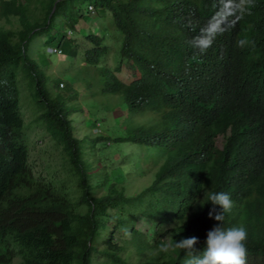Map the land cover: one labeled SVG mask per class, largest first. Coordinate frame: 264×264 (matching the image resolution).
I'll list each match as a JSON object with an SVG mask.
<instances>
[{
	"label": "trees",
	"instance_id": "1",
	"mask_svg": "<svg viewBox=\"0 0 264 264\" xmlns=\"http://www.w3.org/2000/svg\"><path fill=\"white\" fill-rule=\"evenodd\" d=\"M3 6L0 17L8 23V14L16 17L18 27L0 26V264L16 257L19 264H187L204 248L198 222H213L208 194L223 186L240 201L248 179L258 182V201L223 226L243 224L248 264H264V0H241L242 20L200 48L195 35L188 38L186 20L202 18L203 0H9ZM49 49L72 59L58 69L66 77L62 87L60 72L48 71L55 60ZM208 59L232 71L210 85L211 104H252L248 124L261 120L255 141L241 132L218 151L215 132L192 116L202 97L181 92L207 75ZM116 105L126 113L114 115ZM35 128L58 151L62 176L33 170ZM151 136L154 149H165V161L156 178L138 184L132 163L121 166L120 146L125 151L130 144L132 156H141L142 177L150 171ZM189 193V227L198 240L192 249L176 246L184 239L175 225L177 201ZM183 215L184 225L186 209ZM140 218L149 221L147 232L138 228Z\"/></svg>",
	"mask_w": 264,
	"mask_h": 264
},
{
	"label": "clouds",
	"instance_id": "2",
	"mask_svg": "<svg viewBox=\"0 0 264 264\" xmlns=\"http://www.w3.org/2000/svg\"><path fill=\"white\" fill-rule=\"evenodd\" d=\"M8 1L9 0H0V13L3 9H5L3 4ZM240 1L241 0H203L205 8L202 18L195 24L192 23L191 18L186 20L188 38L195 35L194 46L200 48L218 35H221L226 31L229 33L231 28L234 27L238 21L242 20L241 15L237 11ZM88 9H90V7ZM11 14L18 15V10L16 13L11 12ZM8 17L11 21L16 19V17L9 14ZM2 20L7 21V17H0V26H4V23L1 22ZM4 28L6 27L4 26ZM259 40L262 49H264V43L260 38ZM244 43V40L240 41L241 45ZM50 50L51 49H49V52ZM261 58L264 67V55L261 56ZM206 64L208 66L207 75L199 78L196 81L193 80L192 84H190L188 88L181 92L188 96L202 97L201 104L197 106V109L192 113V116L202 120L205 126L210 127L212 132H215L214 136L212 137V141L213 147L218 151L223 149L224 144L229 138L236 137L241 132L245 133V138L247 141H255L254 139L258 137V132L255 133L254 130L261 129V120H259L256 116L254 118L253 124H248V118L251 112L252 104L234 99L226 100L222 103H217L214 105L211 104L213 96L210 94V85H216V81L222 77H231L232 71L229 68L224 67L223 63L220 61H211L208 59L206 60ZM77 65L76 69L78 70ZM219 68L222 69V76L219 75ZM62 83L63 82L61 81L58 84L59 87L63 86ZM241 94H245V92H241ZM218 98L224 99L225 97L218 96ZM116 109L118 108L113 110L114 115L116 114L114 113ZM35 130H38V135H44L40 129L35 128ZM133 132L134 134L137 132L134 127ZM162 138V135H160L159 140L161 141ZM217 138L222 139L220 145H218ZM152 142L153 140L151 136L148 148L150 171L147 174L148 177L150 176V179L156 178L155 173L158 172L157 160L160 161L162 152L164 161L166 155L165 149L163 150L161 146L158 149H154ZM32 150L33 148H30V156ZM157 150L159 151V157L157 155ZM232 154L239 162L241 161V156L238 153V150H232ZM30 162L32 164L33 170L38 171L34 168L31 158ZM162 165H159V168L162 167ZM143 177L144 175H142L141 180ZM216 189L218 192H211L207 197V202H210L213 205L212 210L209 211V217L213 219V222L202 219L200 222H198L199 227L196 229L200 230L202 234L206 236V239L203 242L204 248L202 255L189 259L187 264H248L249 254H251V252L250 250H246V227L243 224L224 227L223 221L227 218H234L240 214H243L247 207L258 201V182L256 179H248L247 182H245L244 189L239 195L240 201H236L234 198L235 195L230 193L223 186L217 187L215 190ZM186 201L192 202L193 194L189 193L187 197L180 198L177 201L175 225L178 230L184 233V239L180 242H177L176 246L192 249L197 244L198 240L195 237L196 231L194 232L193 229L189 227V208L186 205ZM183 209L187 210L188 216V220L186 219L184 225L183 223L186 216L183 215ZM195 217L198 219L200 217V213H198ZM228 225L230 224H227V226ZM181 226H183L184 230H181ZM187 226L188 228L186 229ZM162 250L167 251V248ZM262 250L263 252L261 254V258H264V239L262 240L261 251ZM15 260L19 261V257H16L13 262Z\"/></svg>",
	"mask_w": 264,
	"mask_h": 264
},
{
	"label": "rangeland",
	"instance_id": "3",
	"mask_svg": "<svg viewBox=\"0 0 264 264\" xmlns=\"http://www.w3.org/2000/svg\"><path fill=\"white\" fill-rule=\"evenodd\" d=\"M2 23H4V26L8 29V27H13V28H17V22L15 19L12 20V23H8L7 21L5 20H2L1 21ZM52 51V52H51ZM51 53H54V58L55 60H53L51 62V65L50 67L48 68V71L51 72V73H55L56 71H59L58 69H60V66L62 64V62H67L68 61H71L72 59H67L65 58V56L62 54V53H59L57 50H50ZM67 59V60H66ZM70 63V62H68ZM70 65V64H68ZM78 66V74L81 73L80 72V67L79 65ZM60 72V78H61V81H65L64 79H66V77H63V72L62 70L59 71ZM124 74V77L127 78L129 76V72L128 71H125L123 72ZM116 101H119L117 98H116ZM82 103V101H80ZM125 106H127V104H125ZM124 106V107H125ZM118 106L116 105V108ZM114 113L118 114L120 113V115H124V113H126L125 110L121 109V108H118L114 111ZM106 115L109 117V118H112V113H106ZM107 120L108 118H103L102 120ZM126 121V120H124ZM97 129L99 126H96ZM91 132H95V128L91 129V130H88ZM99 131V129H98ZM38 132V130H32L30 133H31V136H30V141L32 142V152H31V161L33 162V166L36 170L40 171L43 175H47L48 172H57L59 176H62L63 175V172L61 170V166H60V156L58 154V151L52 146V143L51 141L48 139L47 136H44V135H36L35 133ZM114 138H117V134ZM218 140V145L221 144L222 142V139L221 138H217ZM132 145L130 144H125L124 147H125V151L123 150V146H120L122 151H123V158H122V162H121V166L123 165V160H124V163L127 167V169H130L131 167V163H132V169L135 170V176L138 180V184H139V179L141 180V177H140V173H141V170H140V161H139V158L141 157L139 154H136V157H132V155L134 153L130 152V148H131ZM137 150V149H136ZM134 152V151H133ZM137 153V152H136ZM125 154V155H124ZM157 155L159 157V151L157 150ZM109 157H107V163L109 162ZM113 158L116 159L117 161L119 160V153H114L113 154ZM131 158V160H130ZM133 160V161H132ZM163 164V152H162V156H161V159L160 161L157 160V171H158V168H159V165H162ZM118 166L120 164H117ZM142 171H143V168H141ZM129 174V173H128ZM130 177H131V174H130ZM150 177V176H149ZM147 174H144V177L143 179L141 180L142 184L143 185H147L149 183V181H151L152 179H150ZM137 226L138 228L142 231V232H147L148 229H149V226H150V223L147 219H143V218H140L137 220ZM181 229V228H180ZM126 239H129V236H124ZM12 264H19V261L18 260H15Z\"/></svg>",
	"mask_w": 264,
	"mask_h": 264
}]
</instances>
